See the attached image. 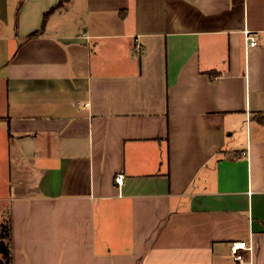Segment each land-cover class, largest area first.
<instances>
[{
  "label": "crops",
  "instance_id": "0c3cea01",
  "mask_svg": "<svg viewBox=\"0 0 264 264\" xmlns=\"http://www.w3.org/2000/svg\"><path fill=\"white\" fill-rule=\"evenodd\" d=\"M60 1L0 0L12 264H264V0Z\"/></svg>",
  "mask_w": 264,
  "mask_h": 264
},
{
  "label": "built area",
  "instance_id": "2783aa9c",
  "mask_svg": "<svg viewBox=\"0 0 264 264\" xmlns=\"http://www.w3.org/2000/svg\"><path fill=\"white\" fill-rule=\"evenodd\" d=\"M244 37L249 42L250 46H254L256 44V40L253 34L245 32ZM123 181V174L119 173L114 176V183L116 184V186H122ZM229 245L232 259L239 264L245 261V252L252 250L251 246L248 245L247 241L243 240H233L230 242Z\"/></svg>",
  "mask_w": 264,
  "mask_h": 264
},
{
  "label": "trees",
  "instance_id": "16d2710c",
  "mask_svg": "<svg viewBox=\"0 0 264 264\" xmlns=\"http://www.w3.org/2000/svg\"><path fill=\"white\" fill-rule=\"evenodd\" d=\"M65 0H61L57 6ZM11 221L7 220L0 229V264H12V246H11Z\"/></svg>",
  "mask_w": 264,
  "mask_h": 264
},
{
  "label": "rangeland",
  "instance_id": "374dc122",
  "mask_svg": "<svg viewBox=\"0 0 264 264\" xmlns=\"http://www.w3.org/2000/svg\"><path fill=\"white\" fill-rule=\"evenodd\" d=\"M7 221V220H6Z\"/></svg>",
  "mask_w": 264,
  "mask_h": 264
}]
</instances>
